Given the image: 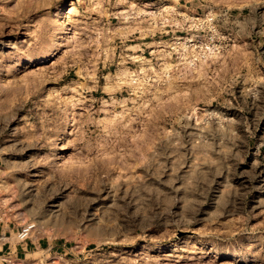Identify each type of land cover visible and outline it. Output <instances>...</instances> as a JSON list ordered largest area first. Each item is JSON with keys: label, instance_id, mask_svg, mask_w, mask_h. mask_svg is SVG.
<instances>
[{"label": "rangeland", "instance_id": "rangeland-1", "mask_svg": "<svg viewBox=\"0 0 264 264\" xmlns=\"http://www.w3.org/2000/svg\"><path fill=\"white\" fill-rule=\"evenodd\" d=\"M1 230L0 264H264V0H0Z\"/></svg>", "mask_w": 264, "mask_h": 264}, {"label": "built area", "instance_id": "built-area-1", "mask_svg": "<svg viewBox=\"0 0 264 264\" xmlns=\"http://www.w3.org/2000/svg\"><path fill=\"white\" fill-rule=\"evenodd\" d=\"M34 227H35L34 225H28L27 227L23 228V230H19L17 236L20 239V241H22V242L27 241L30 238L31 233H32ZM6 239H7V237L4 236L5 243H8L6 241ZM10 255H11V252H9L7 255H4V257H5V258H3V262L4 263H8V264L11 263V257H10Z\"/></svg>", "mask_w": 264, "mask_h": 264}, {"label": "crops", "instance_id": "crops-1", "mask_svg": "<svg viewBox=\"0 0 264 264\" xmlns=\"http://www.w3.org/2000/svg\"><path fill=\"white\" fill-rule=\"evenodd\" d=\"M4 236H7V235H6L5 232H3V230H1L0 231V247H1L0 251L3 250L5 248V245H6V243L4 241ZM39 245H42V244L39 242ZM29 247L30 248H36L37 247V243L33 242V241H30L29 243H26L25 245H23L20 250L22 251V253L27 255L25 252L27 250H29Z\"/></svg>", "mask_w": 264, "mask_h": 264}, {"label": "bare ground", "instance_id": "bare-ground-1", "mask_svg": "<svg viewBox=\"0 0 264 264\" xmlns=\"http://www.w3.org/2000/svg\"><path fill=\"white\" fill-rule=\"evenodd\" d=\"M71 4H72V3H71ZM70 10H71V8H70ZM61 13H62V12L57 11L56 14H55V16H61V15H60ZM191 40H192V39H191ZM189 42H190V41H189ZM192 44H193V43H192ZM194 46H195V45H194ZM198 46H199V45H198ZM189 47H190V46H189ZM189 47H188V48H189ZM192 47H193V46H192ZM196 47H197V46H196ZM211 47H212V46H210V48H211ZM214 47H215V46H214ZM214 47H212V48L214 49ZM202 48H204V47L202 46ZM192 49H194V48H192ZM213 49H212V51H214ZM194 50H195V49H194ZM202 50H203V49H202ZM192 51H193V50H192ZM205 51H207V48H206ZM210 51H211V50H210ZM201 53L205 54L204 57H206V55H208V54H206V52L204 53V51L201 52ZM208 53H210V52H209V49H208ZM51 54H52L51 56H54V55H55L54 52H52ZM193 54H194V53H193ZM197 54H198V53H197ZM209 55H210V54H209ZM195 56H196V55H195ZM195 56H194V58H195ZM199 56H200V55H199ZM184 58H186V57H184ZM196 58L198 59L197 56H196ZM206 58H207V57H206ZM197 59H194V60L191 59V61H189L190 58H188V60L186 59V61H189V62H187V65H188V64H191V65L194 64V63H195L194 61L197 60ZM46 60H47V59H42L41 62L43 63V62H45ZM200 60L202 61L203 59L200 58ZM201 61H199V63H200ZM185 65H186V62H185ZM187 65H186V66H187ZM188 66H189V65H188ZM189 67H190V66H189ZM34 226H36V225H34ZM35 231H36V230H35ZM33 232H34V231H33ZM34 233H35V232H34Z\"/></svg>", "mask_w": 264, "mask_h": 264}]
</instances>
